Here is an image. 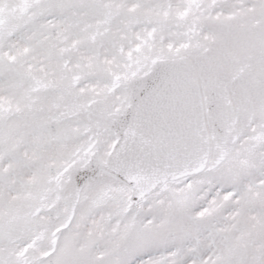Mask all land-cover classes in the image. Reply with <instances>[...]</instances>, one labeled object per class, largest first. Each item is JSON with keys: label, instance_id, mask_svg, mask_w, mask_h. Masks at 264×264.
I'll return each mask as SVG.
<instances>
[{"label": "snow or ice", "instance_id": "snow-or-ice-1", "mask_svg": "<svg viewBox=\"0 0 264 264\" xmlns=\"http://www.w3.org/2000/svg\"><path fill=\"white\" fill-rule=\"evenodd\" d=\"M0 264H264V0H0Z\"/></svg>", "mask_w": 264, "mask_h": 264}]
</instances>
